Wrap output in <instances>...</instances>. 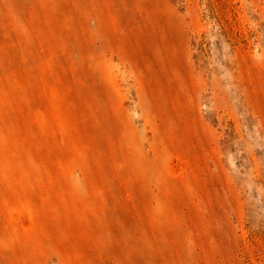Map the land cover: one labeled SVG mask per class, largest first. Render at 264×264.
<instances>
[{
    "label": "rangeland",
    "instance_id": "obj_1",
    "mask_svg": "<svg viewBox=\"0 0 264 264\" xmlns=\"http://www.w3.org/2000/svg\"><path fill=\"white\" fill-rule=\"evenodd\" d=\"M0 264H264V0H0Z\"/></svg>",
    "mask_w": 264,
    "mask_h": 264
}]
</instances>
